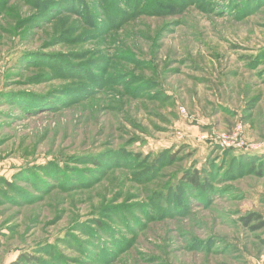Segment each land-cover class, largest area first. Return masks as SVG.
I'll return each mask as SVG.
<instances>
[{"label":"rangeland","instance_id":"374dc122","mask_svg":"<svg viewBox=\"0 0 264 264\" xmlns=\"http://www.w3.org/2000/svg\"><path fill=\"white\" fill-rule=\"evenodd\" d=\"M77 1L43 18L44 0H0V264H264L243 225L264 218V151L177 139L264 140V0ZM204 167L177 209L179 174Z\"/></svg>","mask_w":264,"mask_h":264},{"label":"trees","instance_id":"16d2710c","mask_svg":"<svg viewBox=\"0 0 264 264\" xmlns=\"http://www.w3.org/2000/svg\"><path fill=\"white\" fill-rule=\"evenodd\" d=\"M115 1H119V0H115ZM132 1L136 2L139 0H124L125 3H128V2L131 3ZM44 2L49 3V8H47L46 10H43V12L41 14V16H43V18H45L48 15L47 12H49L51 10L59 11L62 8L65 9V8H68L69 6L71 8L72 6H77V3H78L77 0H61V2L59 0H55V2L61 4V7H60L61 9H60V8H58L59 5L55 4V2H53V1L44 0ZM141 2H143V0H141ZM39 19L40 18H38V20ZM105 66H107V65H105ZM98 68H101V70L103 68V71H105V69H107L106 67L104 68L102 64H99ZM251 109H252V107H251ZM210 145L217 148L218 151L220 150L221 152L225 153L227 156H231V158H236V159L241 158V159H245V160L250 159L253 161H259L260 160L257 158V155L253 152L244 151V150H236V149L222 150L218 145H215V144H210ZM105 156L108 159L109 155H105ZM103 158H104V156L101 159H103ZM175 160H176L175 154L168 153V152L164 151L160 155L156 156V158L153 161V164H150L147 167V170L145 173L151 174V176H156V175L160 174L158 168H160L161 165L163 166L164 164H168L169 162H174ZM109 162L107 160V163L104 164L103 161H99L98 163L95 162L94 164H96L97 170L100 171L99 168L105 169ZM211 164H210V167H211ZM130 166H132V165L130 164ZM134 167H135V165H134ZM210 167H204L202 170L194 169V168L193 169H187V170H185L179 174V179H178L179 181H177V183H176L177 186L175 185L176 187L174 189H176L177 187H180L181 191H183L180 194L185 199L181 202V206H179L177 209H184V207L187 206V204L191 201L190 200L191 196H193L195 194L205 195L207 193V190L209 189V180L212 176V172L210 171ZM260 174L261 173L258 171V175H260ZM205 185H206V188H205ZM12 188H14V190H16L18 192L15 195V200H17V202H19L21 204V190L16 186H12ZM176 191H175V193L169 192V194L167 195L168 202L179 197V194L176 193ZM11 193H9V194H11ZM10 198H14V196L10 197ZM172 203L174 206H178L179 205L178 203H180V201L179 202L176 201V203H174V202H172ZM167 209H169L168 205H167ZM243 225L245 227H247L251 233H257V232L264 230V218L257 213H250L246 218H244ZM260 244L264 247V238L260 239ZM38 263H39V259L37 257H35L34 255L22 254V255H20V257H18V261L14 264H38Z\"/></svg>","mask_w":264,"mask_h":264},{"label":"built area","instance_id":"2783aa9c","mask_svg":"<svg viewBox=\"0 0 264 264\" xmlns=\"http://www.w3.org/2000/svg\"><path fill=\"white\" fill-rule=\"evenodd\" d=\"M179 113L183 119L188 117V112L184 107L179 108ZM245 129L242 125H237L235 129H233L229 133H200L194 137H189L184 135L182 132H179L177 135V139L179 141L187 140L192 138L197 142H209L211 144L218 145L222 150L226 149H236V150H244L249 152H260L264 151V140L258 142H248L244 138Z\"/></svg>","mask_w":264,"mask_h":264}]
</instances>
